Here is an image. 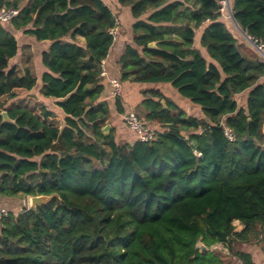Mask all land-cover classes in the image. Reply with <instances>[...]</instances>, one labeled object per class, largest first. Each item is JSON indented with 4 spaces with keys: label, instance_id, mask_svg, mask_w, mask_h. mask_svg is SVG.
Here are the masks:
<instances>
[{
    "label": "trees",
    "instance_id": "1",
    "mask_svg": "<svg viewBox=\"0 0 264 264\" xmlns=\"http://www.w3.org/2000/svg\"><path fill=\"white\" fill-rule=\"evenodd\" d=\"M223 1L118 0L134 20L119 80L149 86L144 123L160 129L155 141L133 144H120L114 128L102 133L110 108L101 65L120 36L112 8L103 0L6 3L20 13L0 24V196L53 199L0 218V264H257L234 244L264 233V59L242 50ZM230 6L263 46L264 0ZM12 28L50 44L40 76ZM164 84L202 119L156 88ZM20 92L37 104L16 103ZM219 244L229 253L210 251Z\"/></svg>",
    "mask_w": 264,
    "mask_h": 264
},
{
    "label": "crops",
    "instance_id": "2",
    "mask_svg": "<svg viewBox=\"0 0 264 264\" xmlns=\"http://www.w3.org/2000/svg\"><path fill=\"white\" fill-rule=\"evenodd\" d=\"M4 2V8L6 3L9 2L10 0H0ZM26 0H20V5L22 6L23 4H25ZM105 3H107L113 10V12L118 16V19L120 20L121 24L123 25V27H125L127 29V35L126 36H119L118 39L115 41V44L112 48V50L109 53L108 58L105 60V67H106V71H107V78H105V82H108L109 84V79H118L119 80V76H120V65H119V60L123 54L124 48L126 46V44L130 41V26L132 25V23L134 22V20L132 19L131 15H130V10L129 8L124 9L122 7H120V5L118 4V0H103ZM12 34L15 36V38L17 39L18 43L22 46H27L29 45L32 48L33 51V56H34V71L35 74L37 76H40V72L42 71V67H41V54L44 50L48 49L49 47V43L47 42H41V43H36L34 38L30 35L24 34L23 30H13L12 28ZM78 41L81 44H84V39L83 38H78ZM37 72V73H36ZM122 83V82H121ZM149 86H144V85H138V84H133V83H122V91H121V101H122V106L124 108L125 113L124 114H119L117 112V108H116V99L115 97L112 95V91H111V87L109 85V92L105 93V95L102 97L101 101H106L109 104V108H110V115H109V120H108V125L112 128L115 129V138L117 139V141L120 144H133L136 139L128 136H125L122 132V125H123V116L128 113V112H134L133 110H135L136 108H138V106H141V102H142V91L145 90L146 88H148ZM158 89H161L164 94L169 97V99L174 102L176 105H178V107L185 111L186 114L187 113V109L190 107L187 105V102L181 100L180 98H178L177 96L174 97V99H172L168 94H171V89L169 87H163L162 85L159 87H156ZM164 88H167L166 91L164 90ZM173 96V93H172ZM179 99L180 102L176 99ZM174 100V101H173ZM36 102H38L36 100ZM187 108V109H186ZM143 121H145V117L143 119ZM149 128H151L152 130H154L155 132L160 131L159 128H157L156 125H151L149 124L148 126ZM5 208V206H1L0 210H3ZM235 226V232H241L243 230V226L239 223V222H235L234 223ZM200 245H203L202 243H200ZM219 245H222L219 247ZM215 247H212L210 249L211 250H223L225 246L223 244H219ZM214 248V249H213ZM251 248L247 246H245V248L241 249L244 250L248 253H250L253 258L255 259L257 264H264V254H257L254 255L253 251L250 250Z\"/></svg>",
    "mask_w": 264,
    "mask_h": 264
},
{
    "label": "rangeland",
    "instance_id": "3",
    "mask_svg": "<svg viewBox=\"0 0 264 264\" xmlns=\"http://www.w3.org/2000/svg\"><path fill=\"white\" fill-rule=\"evenodd\" d=\"M124 8V7H123ZM124 9H126V8H124ZM128 9V8H127ZM130 13V12H129ZM223 14H224V17H225V19H226V21L228 22V24L232 27V33L233 34H235V36L238 38V40H239V42H240V44H244V46L243 45H241V47H242V50L244 51V52H250L252 49L254 50V51H256L253 47H252V45L247 41V40H245L244 38H243V36L238 32V30L234 27V25L232 24V22H231V20H230V18H229V13H228V10H227V8H224V10H223ZM118 27H117V29L115 30V32H114V35H116L117 34V31H118V28H120V30H119V32H120V35L121 36H126L127 35V29L125 28V27H123V26H121V22H120V20L118 19ZM251 49V50H250ZM257 52V51H256ZM19 61V59H16V61ZM15 61V62H16ZM21 66V65H20ZM19 66V67H20ZM20 68H22V67H20ZM31 68L34 70L35 69V67H34V62H33V65L31 66ZM163 87H169L170 89H171V92L173 93V96H172V93L171 94H169L168 92H167V94L172 98V99H174V97H178V98H180L181 100H183V101H185V102H187L184 98H182L178 93H177V91L175 90V89H173L170 85H168V84H164V85H162ZM166 89L167 88H164V90L166 91ZM120 98H122L121 96H119ZM176 99L177 100V102L179 101L180 102V100L179 99ZM174 101V100H173ZM28 103L29 105H31V106H35L36 104H37V102H36V99L34 98V96L32 95H27V94H25V93H22V92H20V98H19V100L18 101H16V103ZM187 105L188 106H190V104H189V102H187ZM187 109V108H186ZM134 112L133 113H135L136 115H137V117L139 118V119H141V120H143L144 119V109H143V107L142 106H138V108H136L135 110H133ZM187 115L188 116H191V117H195V118H198V119H202V115H201V113H200V110L198 109V108H196V107H192V106H190L188 109H187ZM122 132H123V134L125 135V136H130V137H132L133 139L134 138H136L127 128H126V126L124 125V123H123V125H122ZM125 143V142H124ZM123 143V144H124ZM1 206H5V208H6V211H7V213L9 214V213H15V214H18V213H20L23 209H30L31 208V206H30V198L29 197H24V196H19V197H12V198H7V197H1L0 196V207ZM220 246H222V245H219V247ZM245 246H247V248L248 247H250L251 249L250 250H252L253 251V253H254V255H259V254H264V233H261V236H260V238L259 239H257V240H254V241H252V242H250V243H248V244H234V249H236V250H241V249H243V248H245ZM221 248V247H220ZM214 249V248H213ZM225 251H223L225 254H228L229 252H228V250L227 249H224ZM234 264H238V262L236 261V260H234Z\"/></svg>",
    "mask_w": 264,
    "mask_h": 264
},
{
    "label": "built area",
    "instance_id": "4",
    "mask_svg": "<svg viewBox=\"0 0 264 264\" xmlns=\"http://www.w3.org/2000/svg\"><path fill=\"white\" fill-rule=\"evenodd\" d=\"M223 10L224 8L230 9V0H224L222 2ZM222 10V11H223ZM19 10L15 8H4L0 7V24H7L10 23L14 18L19 15ZM118 23V22H117ZM115 30L112 31L114 34ZM260 48L264 49L263 46H259ZM101 77L107 78V71L105 67V60L102 61L101 65ZM109 85L111 87L112 95L116 98L121 96L122 91V83L118 79H109ZM123 123L126 128L136 137V141L144 142V143H151L156 140L157 134L154 130L149 128L145 125L144 121L139 119L137 115L133 112H128L123 116ZM225 129V136L229 141L235 140V135L233 132L228 129ZM8 213L5 209L0 210V218L3 216H7Z\"/></svg>",
    "mask_w": 264,
    "mask_h": 264
},
{
    "label": "water",
    "instance_id": "5",
    "mask_svg": "<svg viewBox=\"0 0 264 264\" xmlns=\"http://www.w3.org/2000/svg\"><path fill=\"white\" fill-rule=\"evenodd\" d=\"M228 13H229V18L232 22V24L234 25V27L238 30V32L243 36V38L245 40H247L251 45L252 47L257 51V53L264 59V55L263 53L261 52V49L260 47L254 43L252 41V39L241 29V27L239 26V24L236 22L235 20V17L232 13V10H231V6H230V9H228ZM150 47L154 48L155 47V44H151ZM162 104L164 105V101L162 102ZM2 117H3V123H10V124H14L13 121H11L9 118H8V115L6 112H3L2 114ZM111 130V127L109 125L105 126L103 129H102V133L104 135H108L109 132ZM30 198V206L31 208L30 209H33L35 210L36 208L40 207V206H43V205H46L47 203H49L53 197H46V196H35V197H29ZM198 247L200 248V250L203 252V253H207L209 251V249H207L205 246L203 245H198Z\"/></svg>",
    "mask_w": 264,
    "mask_h": 264
},
{
    "label": "bare ground",
    "instance_id": "6",
    "mask_svg": "<svg viewBox=\"0 0 264 264\" xmlns=\"http://www.w3.org/2000/svg\"><path fill=\"white\" fill-rule=\"evenodd\" d=\"M261 49V52L263 53V55H264V49L263 48H260Z\"/></svg>",
    "mask_w": 264,
    "mask_h": 264
}]
</instances>
